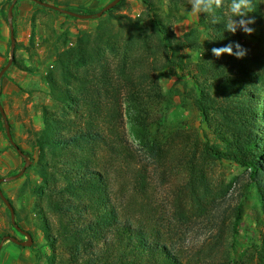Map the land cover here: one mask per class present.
<instances>
[{"label": "trees", "instance_id": "obj_1", "mask_svg": "<svg viewBox=\"0 0 264 264\" xmlns=\"http://www.w3.org/2000/svg\"><path fill=\"white\" fill-rule=\"evenodd\" d=\"M139 1L145 8L140 17L115 15L120 0L93 32L77 34L73 50L58 52L47 70L52 106L42 109V129L35 136L40 182L32 194L45 200L61 224L54 234L43 207L34 205L50 250L46 264H186L173 242V224L164 225L158 213L154 220L152 182L138 161L139 149L126 139L121 111L126 100L140 150L161 161L163 146L151 133L149 111L152 99L165 98L154 77L162 70L192 73L188 96L218 141L196 143L191 150L187 179L171 197L173 218L186 220V210L207 216L217 205L220 192L211 188L201 159L242 167L264 206V0H252L253 26L260 33L254 50L240 42L239 27L235 34L225 29L231 0L216 10L218 22L199 16L208 33L205 44L193 31L177 38L172 30L189 0H167L164 18L157 14L156 0ZM233 41L248 50L243 58L213 55V47ZM186 50L199 56L193 61ZM107 55L115 59L112 73ZM183 161L186 169V154ZM124 176L128 180L114 192L115 179ZM252 251L227 263L264 264V233Z\"/></svg>", "mask_w": 264, "mask_h": 264}, {"label": "rangeland", "instance_id": "obj_2", "mask_svg": "<svg viewBox=\"0 0 264 264\" xmlns=\"http://www.w3.org/2000/svg\"><path fill=\"white\" fill-rule=\"evenodd\" d=\"M11 1L0 0V70L9 59L7 12ZM110 1L44 0L45 3L81 14H95ZM156 4L159 8L157 14L164 18L167 0H156ZM191 7L189 4L183 8L182 18L173 22L172 30L177 38L193 31L197 33L199 41L205 44L208 33L198 21L201 14L194 15ZM144 9L139 0H122L113 13L138 18ZM228 11L231 13L230 6ZM248 15L252 17L251 13ZM104 17L105 15L100 18L77 19L45 8L32 0H18L13 8L12 22L16 38L14 63L24 66L27 71L18 69L13 63L4 73L0 79V104L7 117L13 142L29 158L31 164L20 178L1 183L0 189L4 197L12 202L17 226L31 233L30 248L36 243L41 250L47 249L48 254L50 250L46 246L34 205L43 207L54 234L60 228V218L49 214L45 200L32 194V189L40 182L36 168L39 154L34 144L35 136L42 129V109H50L52 106L46 73L53 66L58 52L73 50L77 34L81 31L93 32L99 20ZM248 26L253 27L255 32L247 35L239 28L240 42L246 48L254 50L260 33L253 24ZM186 54L191 55L190 59L193 61L199 56L189 50H186ZM106 58L107 67L112 73L115 59L112 55H107ZM191 75L187 71L186 74L175 75L166 70L154 75L165 95L163 100L152 99L149 111L153 123L151 133L163 146L161 161L151 159L140 150L127 117L130 107L126 100H121V111L125 118L124 131L128 142L134 149H139L138 161L152 182V206L156 212L154 220L158 213L157 217L164 220V225L169 227L170 223L173 224V242L186 264H229V259L238 261L250 256L253 252L252 243L259 234L264 233V206L258 199L255 187L249 184L242 167L229 160L201 159L200 165L205 170L211 188L214 192H220V196L216 198L217 205L207 216L186 210V220L177 221L172 215L171 197L180 192L185 177L187 179V160L194 145L204 141H208L210 145L218 142L188 96L192 86ZM185 154L186 169L183 161ZM23 165V158L5 136L4 122L0 116V178L18 174ZM126 180L128 177L124 176L115 179L114 184L112 181L114 192ZM239 209L241 211L236 221ZM0 216L3 218V225L0 224V242L4 236H13L22 242L28 240L11 224L9 211L1 200ZM8 248H2L1 257L8 256L11 260L14 253L11 247Z\"/></svg>", "mask_w": 264, "mask_h": 264}, {"label": "water", "instance_id": "obj_3", "mask_svg": "<svg viewBox=\"0 0 264 264\" xmlns=\"http://www.w3.org/2000/svg\"><path fill=\"white\" fill-rule=\"evenodd\" d=\"M17 1L18 0H12L11 1V4H10V6L8 8V12H7V24H8V29H9L10 52H9V59H8L6 65L3 66L0 70V79L2 78L4 73L10 68V66H12L13 60H14V50L16 47V38H15L12 19H13V8H14V5ZM35 2L37 4L45 7V8H49L51 10L57 11L61 14L66 15V16L85 20V19L100 18L103 14H105L107 11L111 10L114 6H116L120 2V0H111L99 12H97L95 14H81V13H76V12H72V11L63 9L61 7L54 6L52 4L40 2L38 0H35ZM0 116L4 122L5 136H6L7 140L9 141L10 145L16 150L17 154L19 156H21L24 160V165H23L21 171L14 176H9L6 178H0V184H1L4 182L14 181V180L20 178L24 174L26 169L30 166L31 161L29 160V158L26 155H24V153L19 149V147L13 142L11 132H10V127H9L8 122H7V117L5 115L4 109L1 106V104H0ZM0 200L4 203V205L6 206V208L9 211L11 224L14 226V228L19 233L23 234L28 239L26 242H22V241L17 240L13 236H4L0 242V249H1L2 243L5 242L6 240H9L12 243L17 244V245L22 246V247H30L32 245V237L26 231L20 229V227H18L16 225L14 209H13L12 205L9 203V201L4 197L1 189H0Z\"/></svg>", "mask_w": 264, "mask_h": 264}, {"label": "clouds", "instance_id": "obj_4", "mask_svg": "<svg viewBox=\"0 0 264 264\" xmlns=\"http://www.w3.org/2000/svg\"><path fill=\"white\" fill-rule=\"evenodd\" d=\"M189 4L192 6L191 11L194 15L206 14L212 18L213 23H216L218 22V18L215 13L217 9L223 6V0H189ZM253 11L254 7L252 0H231L230 12L232 15L227 19L224 25L225 29L235 34L239 27L243 33L247 35L253 34L255 29L248 26L255 23V18L248 15ZM236 17H239V19H235ZM233 48H235L236 51H233ZM211 51L217 59L221 57V53L240 59L247 54L248 50L240 45L239 42L233 41L222 47H213Z\"/></svg>", "mask_w": 264, "mask_h": 264}, {"label": "crops", "instance_id": "obj_5", "mask_svg": "<svg viewBox=\"0 0 264 264\" xmlns=\"http://www.w3.org/2000/svg\"><path fill=\"white\" fill-rule=\"evenodd\" d=\"M3 147H5V145H3ZM0 224L3 225V218L1 216H0ZM39 246L36 243H34L32 246L33 248L22 247L12 243L9 240H6L1 245L0 264H46L45 256L48 255V251L47 249L41 250ZM4 247L12 248L14 257L11 260H9L8 256H3V258L1 257L2 248ZM38 252L39 255L37 254Z\"/></svg>", "mask_w": 264, "mask_h": 264}]
</instances>
